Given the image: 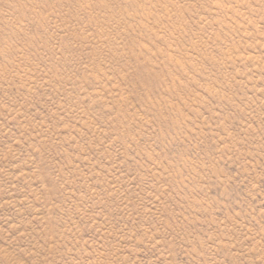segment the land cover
Listing matches in <instances>:
<instances>
[{"label": "rangeland", "instance_id": "374dc122", "mask_svg": "<svg viewBox=\"0 0 264 264\" xmlns=\"http://www.w3.org/2000/svg\"><path fill=\"white\" fill-rule=\"evenodd\" d=\"M0 264H264V0H0Z\"/></svg>", "mask_w": 264, "mask_h": 264}]
</instances>
